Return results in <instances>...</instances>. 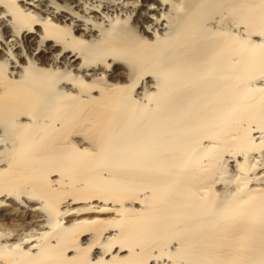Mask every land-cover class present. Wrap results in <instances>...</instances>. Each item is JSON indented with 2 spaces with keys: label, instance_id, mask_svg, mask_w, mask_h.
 I'll return each mask as SVG.
<instances>
[{
  "label": "bare ground",
  "instance_id": "obj_1",
  "mask_svg": "<svg viewBox=\"0 0 264 264\" xmlns=\"http://www.w3.org/2000/svg\"><path fill=\"white\" fill-rule=\"evenodd\" d=\"M0 264H264V0H0Z\"/></svg>",
  "mask_w": 264,
  "mask_h": 264
}]
</instances>
